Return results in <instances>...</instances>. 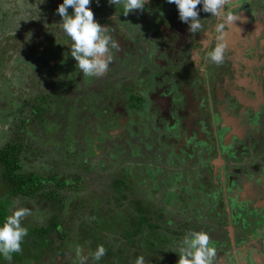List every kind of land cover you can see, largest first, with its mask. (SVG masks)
<instances>
[{"label": "flooded vegetation", "instance_id": "flooded-vegetation-1", "mask_svg": "<svg viewBox=\"0 0 264 264\" xmlns=\"http://www.w3.org/2000/svg\"><path fill=\"white\" fill-rule=\"evenodd\" d=\"M261 1L232 0L235 5L233 11L241 19L225 27V60L219 65L205 59V53L217 43L214 27L219 18L209 13L198 12L202 29L196 34L187 31V25L178 19L175 6L166 0H147L141 9L132 10L127 15L122 13L121 5H115L119 12L108 14L107 18L124 17L129 19L128 26L109 28L102 18L95 19L108 27L107 34L116 45L110 49L114 58L131 62L132 56L138 54V48L142 49L144 59L131 62V67L134 72L149 73L144 76L141 86L151 102L146 107L144 97L137 95L131 105L126 92L121 105L115 93H106L105 98L109 97L103 105V116L110 118L102 119L100 128L106 132L110 127L107 134L119 140L124 139L125 129H137L136 124L150 122L159 128L162 122L172 123L177 117L187 137L200 142L204 140L205 152L214 151V155L201 162L204 171H209L210 180L220 188L228 173L232 194L244 199L248 206L250 216L244 225L233 227L229 216L222 220L225 234L218 232L216 242L222 243L219 237L224 235L227 245L223 247V255H217L218 264L222 260L227 262L228 258L235 262L245 259L247 264H264V207L250 205L247 198L264 196V8ZM146 67L150 69L146 70ZM156 67L174 70L169 83L158 76ZM168 72L170 74L171 71ZM130 73L133 72L127 74ZM149 75H154V79L151 80ZM126 77L129 79L130 75ZM124 84L133 87L128 81ZM146 108L149 111H145ZM101 131L94 132L102 135ZM142 132L140 135L144 137L149 134L148 130ZM160 139L165 142L173 138ZM219 139L228 149L227 158L221 155ZM121 145L128 147L124 141ZM175 147H178V142ZM234 151H243L241 159L232 154ZM246 165L243 173L232 174L235 172L233 168ZM179 247L180 244L176 251ZM61 257L55 255V262L60 261L61 264ZM74 259L77 257L69 259L68 264H76ZM172 259L168 258L166 262ZM49 263L50 258H47L38 264ZM21 264L36 263L24 261Z\"/></svg>", "mask_w": 264, "mask_h": 264}, {"label": "trees", "instance_id": "trees-1", "mask_svg": "<svg viewBox=\"0 0 264 264\" xmlns=\"http://www.w3.org/2000/svg\"><path fill=\"white\" fill-rule=\"evenodd\" d=\"M41 2L42 12L50 14L47 20L54 21L52 28L57 30L56 21L61 18L55 13V9L62 0ZM47 29L44 27L42 31L47 32ZM62 32L61 30L60 36L47 46L43 43L49 40L40 38L37 41L29 59L32 61L37 56L42 59L39 78L43 84L37 93L23 98L18 108L12 112L13 130L8 139L0 145V194H4V197H0V222L11 213L8 204L12 198H19L23 202L33 200L40 208L46 210L48 215L39 224L27 217L22 219L21 224L27 228V235L21 243V251L13 253L10 261L0 257V264H21L24 261L38 264L40 260L42 262L47 258L54 259L55 262V255H66L67 251L71 250L73 241L87 249L86 254L94 264H134L133 259L137 256H143L147 261H151L157 256V252L165 251L172 239L181 244L179 240L187 232L201 230L199 223L186 220L184 213L189 203L182 197H169L164 190L158 197L162 203L156 205L154 200L141 194L145 179H150L151 191L158 192L160 189L158 174L153 176L145 170L144 177L139 179L132 171L135 164H125L108 176L106 181L104 180L109 190L99 188L97 192L88 193L91 199H85L77 193L88 187V176L72 172L39 173L23 169L24 159L28 161L40 155L53 153L74 158L77 143H80L81 150L91 151V148L97 147L99 150H105L112 158L118 156L125 148L116 143L114 137L101 131L103 130L100 128L101 118L103 120L110 118L103 116L104 103L101 105L91 101L86 106L89 112L97 116V125L93 126L87 125L83 118L84 106L75 107L71 100L67 99L69 90L65 87L68 85L66 78L69 76V70H65L62 76L52 63L57 59L73 60L67 50L71 41L64 37ZM23 47L24 51L29 52V47L26 45ZM64 76L66 77L63 81ZM135 100L136 96L131 95L129 98L131 105ZM91 129L102 133L94 136L99 140L96 144L86 139L85 133ZM28 131L38 135L40 140L38 144L26 136ZM130 148L132 151L134 146ZM131 151L127 158L137 157L138 151L133 153ZM96 156L94 153H84L82 165L87 163V160L92 165ZM54 162L60 163L61 158ZM69 193L74 197L71 200H67ZM102 193L106 195L102 196ZM201 198L204 203L206 198ZM175 204L180 208L181 214L172 213L167 208ZM66 208L70 209V212L63 215L62 211ZM81 208L85 210L79 213L77 237L73 238L69 232L70 224L75 218V210ZM208 209L204 207L203 211ZM195 214L196 212H193L191 218H196ZM97 245H102L105 249V254L100 260L92 257ZM130 246L137 250L130 249ZM75 257L73 254L70 259ZM61 264L68 263L62 261Z\"/></svg>", "mask_w": 264, "mask_h": 264}, {"label": "rangeland", "instance_id": "rangeland-1", "mask_svg": "<svg viewBox=\"0 0 264 264\" xmlns=\"http://www.w3.org/2000/svg\"><path fill=\"white\" fill-rule=\"evenodd\" d=\"M41 3V0H0V145L8 139L13 130L12 121L14 119L12 112L18 108L23 98L37 93L39 90L38 88H41L43 84V81L39 78V66L42 59L38 56L34 59L32 58V61L29 59L32 56V52L35 50L34 48L35 45H37V41L40 38L43 40L47 39L49 41H44L43 43V45L47 46V44L53 43V40L61 34L58 24L60 20L56 21L58 24L57 30L56 28L53 29L52 26L54 21L47 20L50 14L42 12ZM89 7L93 11L94 19L102 18L103 21L108 24L109 28H113L116 25L128 26L127 21L129 19L126 20L124 17L107 18L108 14H117L119 8L116 10L114 5L108 4L106 0H100L99 5L92 2ZM261 7L264 8V0L261 1ZM69 10V13H71L72 10L70 8ZM44 27L48 28L47 32L42 31ZM64 37L66 36L64 35ZM15 40L17 42H15ZM30 40L35 44H31L33 42ZM22 45H26L27 48L29 47L30 53L24 51ZM69 48H67V50H69ZM136 53L138 54L132 56L131 62H137V60L142 61V59H144V57H142V49L138 48ZM131 62L126 59L118 60L112 55V61L108 66V71L99 77H85L78 69H75L74 59L69 61L57 59L52 63L55 64L54 68L59 74L61 73L62 76L65 70H69V76L66 78L68 85H66L65 82V88L69 90V98L67 99H70L75 107L84 106V110L81 109L83 111V118L87 122V125L94 126L97 125V116L89 112L86 106H88L91 101H95L102 105L109 97L105 98L106 96L104 95L106 93L111 95L115 93L121 105H123L126 92L129 98L131 95H142L144 97L143 101L147 102L146 107L150 105L151 102L146 98V91H144V88L141 86V81L144 79V76H147L149 73L140 71L134 72L133 67H131ZM145 69L149 70L150 68L146 67ZM156 70H158V76L161 75L164 82L169 83L171 81L170 75L174 73V70H166L162 67H156ZM168 71H171L170 74ZM129 72L133 73L127 74ZM150 73H152V71ZM166 73L168 75H166ZM125 75H130L129 79H127ZM65 77L66 76H64L63 81ZM149 78L153 80L154 75H149ZM30 79H32V83ZM125 81L131 83L133 87H128L124 84ZM145 111L149 110L146 108ZM104 112L105 110H103V113ZM173 113L175 112L173 111ZM175 119L176 121L172 123L162 122L159 128H156L154 123L145 122L142 125L136 124V131H127L125 129L124 139H119L115 142L121 145V142L124 141L129 148L125 147L115 158L110 157L105 150L98 151L97 147L91 148V151L81 150L80 143H77L74 158L68 156L63 157L64 155L59 156L53 153L43 156L40 155L28 161L24 159L22 161L23 169L39 173H52L55 171L61 173L72 172L81 176H88V187L82 192L77 193V195H82L85 199H91L88 193L97 192L99 188L109 190L110 188L105 183V179L125 164H135L132 171L139 179L144 177L145 170L149 171L150 175L153 176L158 174L157 178H159L158 184L160 186L158 192L154 193L151 191L149 188L150 179H145L141 194L148 199L154 200L156 205L162 203L158 197L163 194L164 190L167 196L182 197L185 202H188L189 206L184 216L189 222L199 223L198 226L199 229H201L199 231L208 234L209 243L216 251L213 264H218V262H216L217 255H223V247L227 245L224 235H219V241L221 240L222 243L216 242L218 232L224 233L222 231L223 227L221 226L222 220H227V216H229L233 224L232 226L236 228L239 224H245L246 218L250 216V212L248 206L243 202L244 199H240V197L237 196L235 197V195L232 194L230 188L232 184L230 182L231 176L228 173L225 174V178L222 180L224 187L221 186L217 188L215 183L210 180L209 171H204L201 162L205 158L214 155V151L210 149V151L205 152V148L203 147L205 141H195L187 137L188 134L183 130L182 125L178 123V118L175 117ZM102 121L101 118V122ZM109 129L111 128L109 127L108 130ZM108 130L106 133L109 132ZM142 130H148L149 134H147L146 137L140 135ZM93 132L94 131L91 129L85 133L86 139L92 144L95 143L96 140L93 137V135L96 134ZM142 133L146 134L145 132ZM26 136L28 138L31 137L36 144L40 141L38 135H34L30 131L26 132ZM207 136L209 138L210 134L207 133ZM161 137H171L173 139L164 142L160 139ZM177 142L178 147H175ZM218 144L221 148V155L227 158L228 149L224 146L223 141L221 143L219 139ZM133 146L134 148L131 151L130 147ZM130 151L132 153L138 151L137 157H133V159L127 158ZM87 152L97 155L92 165L89 160L82 165V158L84 157V153ZM242 153L243 151L236 153L234 151L232 154L241 159L240 155H242ZM60 158V163L54 162ZM247 166L248 165L242 168H233L235 172L232 174L236 176L243 173ZM202 178H204V180ZM72 195V193H69L67 200L74 198L71 197ZM101 195L105 196L106 194L102 193ZM96 196L94 197L98 198ZM0 197H4V194H0ZM201 197L206 198L204 203ZM16 206L29 208L30 213L26 217L38 224L43 222L48 215L47 211L40 208L33 200L23 202L19 198H12L8 204V209L12 211ZM204 207H208L209 209L203 211ZM167 208L172 211V213L181 214V210L177 204L168 206ZM81 210L85 209L81 208L75 210V218L70 224L71 229L69 232L73 238L75 236L77 237L76 225L80 222L78 216ZM69 212L70 209L67 208L62 211V213H64L63 215H67ZM193 212H196V218L194 219L191 218ZM229 229L231 234L232 227ZM168 243L165 251L160 250L157 252V256L151 261H147V259L144 258L145 264H169V262L167 263L165 261V258H173L171 264H176L179 255V251L176 250H178L177 247L179 244L177 240L174 239ZM78 248L81 249V255L86 257L85 264H94L90 262L87 257V249L74 241L72 242L71 250L67 251L66 255L61 257V260L70 263L68 260L72 254L76 255V250ZM130 249L137 250L131 246ZM72 251L73 253H71ZM174 251L175 254H173ZM135 259L136 258L133 260L135 261ZM231 259L228 258L226 261L230 264ZM74 260H77L76 264H80L79 257ZM49 264H60V261L56 263L54 259H51Z\"/></svg>", "mask_w": 264, "mask_h": 264}, {"label": "clouds", "instance_id": "clouds-1", "mask_svg": "<svg viewBox=\"0 0 264 264\" xmlns=\"http://www.w3.org/2000/svg\"><path fill=\"white\" fill-rule=\"evenodd\" d=\"M99 5L100 0H62L55 9L59 15V28L71 41L69 55L75 61L78 69L85 77L102 76L112 61L110 49L116 47L108 33V27L99 24L93 15L90 3ZM110 5H121L122 13L141 9L147 0H106ZM175 6L178 19L187 25L191 34L200 33L202 29L198 12L209 13L218 17L214 31L217 43L205 53V59L214 64H222L225 60L226 43L224 41L225 27L234 24L241 17L234 13L232 0H166ZM197 5H200L199 10ZM227 6V7H226ZM69 8L72 10L69 13ZM30 209L16 206L11 213L0 222V257L10 261L13 253L21 251V243L27 235V228L21 221L29 215ZM105 254L102 245H97L92 257L100 260ZM80 264H85L86 257L81 255V249L76 250ZM216 255L215 248L209 243V236L203 231L190 230L182 238L176 264H213ZM134 264H145L143 256H137Z\"/></svg>", "mask_w": 264, "mask_h": 264}, {"label": "crops", "instance_id": "crops-1", "mask_svg": "<svg viewBox=\"0 0 264 264\" xmlns=\"http://www.w3.org/2000/svg\"><path fill=\"white\" fill-rule=\"evenodd\" d=\"M239 26H237L238 28ZM249 200L248 202L250 203V205L254 206V207H259V208H263L264 207V196L262 195V197H247ZM263 206V207H262ZM233 230V229H231ZM232 234V233H231ZM245 259L244 260H239L237 262L233 261L232 259V263L231 264H247L245 263ZM228 262H225L224 260L221 261V264H227Z\"/></svg>", "mask_w": 264, "mask_h": 264}]
</instances>
